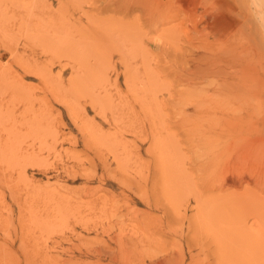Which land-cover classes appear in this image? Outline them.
Listing matches in <instances>:
<instances>
[{"label": "rangeland", "instance_id": "374dc122", "mask_svg": "<svg viewBox=\"0 0 264 264\" xmlns=\"http://www.w3.org/2000/svg\"><path fill=\"white\" fill-rule=\"evenodd\" d=\"M236 12L0 0V264H264L241 225L264 189L220 175L264 181V154L237 153L264 120V43Z\"/></svg>", "mask_w": 264, "mask_h": 264}, {"label": "bare ground", "instance_id": "6f19581e", "mask_svg": "<svg viewBox=\"0 0 264 264\" xmlns=\"http://www.w3.org/2000/svg\"><path fill=\"white\" fill-rule=\"evenodd\" d=\"M147 12V11H146ZM155 17V16H154ZM235 51V50H234ZM238 51V50H237ZM254 52V51H253ZM247 54V53H246ZM237 56V55H236ZM197 57V56H196ZM207 57V56H206ZM238 59V58H237ZM246 61V60H245ZM196 63V62H195ZM209 65V64H208ZM224 66V65H223ZM240 73V72H239ZM229 78V77H228ZM241 80V79H239ZM257 88V87H256ZM191 89H194V88H191ZM259 90V89H258ZM186 91V89H185ZM192 92V91H191ZM189 92V93H191ZM220 92V91H219ZM258 92V91H257ZM195 93V92H194ZM204 93V92H203ZM202 93V94H203ZM259 93V92H258ZM254 94V92H253ZM252 94V96H253ZM191 95H194V94H191ZM199 95V94H198ZM224 95V94H223ZM200 96V95H199ZM196 97V96H195ZM203 97V96H202ZM205 97V96H204ZM208 101V100H207ZM201 103V102H200ZM215 103V102H214ZM218 103V101L216 102ZM199 108V107H198ZM233 111V109H232ZM231 111V112H232ZM186 115V114H185ZM237 119H241L239 117H237ZM226 121V120H225ZM239 121L238 120L237 122H233L231 123V129L232 130H236V131H240L241 128H238V127H241V125H239ZM228 122H230L228 120ZM253 123L252 126H251V130L256 133L258 136H255V138H245V139H242L241 140V144L239 145V151L237 153H243V148L245 147L246 149V152L247 154H250L252 153L253 155H256L254 157H257L258 155L257 154H264V136H261V133L259 134L260 130H264V120H260V121H257V122H251ZM182 125V124H181ZM262 126V128H260ZM245 133H248L247 131ZM193 134V133H192ZM157 137V136H156ZM249 140V141H248ZM236 142V141H235ZM251 143H253V145L257 148H259L258 151H260L261 153H257V149L254 150L255 148H252L253 146H251ZM243 146V147H242ZM252 151V152H250ZM253 151H256V153H253ZM245 154V156L247 155L245 152L243 153ZM236 156V159L239 160V156L240 154L238 155H235ZM242 157V156H241ZM244 157V155H243ZM229 158V157H228ZM247 159V158H246ZM236 160V161H237ZM235 161V162H236ZM227 163V162H226ZM260 163V162H259ZM259 165V164H258ZM264 166V165H262ZM224 172H221L220 175H222L223 177V180H226L225 182L230 185V186H234V187H237L239 185H241L242 182H246L247 184H252L254 187H261V189H264V181H261L257 178H252L251 176L249 175H246L245 173V170L240 167L239 165L236 166L235 164H228L227 166L224 167L223 169ZM216 183V182H215ZM223 186V185H222ZM257 200V199H256ZM262 210H264V208H262ZM257 215H261V216H258L256 217L255 219H253V221L250 223V226H254V230L252 229L251 231V234H249V232H247L248 230L245 229V225H243V223L241 224L243 227H244V232L243 233V238L247 235H249V239L248 242L250 243V245H253L255 248H257L258 250V253H260L259 251H264V247H261V246H264V211H262V214H258ZM239 224V223H238ZM238 226V225H236ZM240 226H238L239 228ZM237 228V227H236ZM246 230V231H245ZM241 231V230H240ZM240 234V233H239ZM246 240V238H244ZM247 241V240H246ZM247 242V243H248ZM248 243V244H249ZM252 243V244H251ZM256 250V249H255ZM165 260V259H164ZM166 262V261H165ZM162 263V262H161Z\"/></svg>", "mask_w": 264, "mask_h": 264}, {"label": "clouds", "instance_id": "9594fccd", "mask_svg": "<svg viewBox=\"0 0 264 264\" xmlns=\"http://www.w3.org/2000/svg\"><path fill=\"white\" fill-rule=\"evenodd\" d=\"M236 4L234 15L241 22L242 35L264 43V0H236Z\"/></svg>", "mask_w": 264, "mask_h": 264}]
</instances>
